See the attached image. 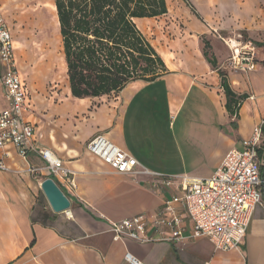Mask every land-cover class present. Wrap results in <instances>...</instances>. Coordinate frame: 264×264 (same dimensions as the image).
Wrapping results in <instances>:
<instances>
[{
  "label": "crops",
  "instance_id": "crops-1",
  "mask_svg": "<svg viewBox=\"0 0 264 264\" xmlns=\"http://www.w3.org/2000/svg\"><path fill=\"white\" fill-rule=\"evenodd\" d=\"M194 57L187 63L162 58L167 74L133 82L118 96L77 100L69 84V97L56 114L36 113L29 93L25 118L34 124L39 145L76 173L77 187L71 192L61 185L71 207L54 212L41 187L45 172L29 173L32 166H44L40 154L24 160L8 147L11 171L0 172V264H131L127 255L142 264H264V204L256 208L239 250L218 251L205 238L142 244L116 240L111 231L114 222L161 210L177 193L155 178L115 173L88 152L95 136L104 135L135 157L139 170L209 179L264 120V51L249 72L219 59L214 68L202 49ZM221 71L232 92L246 97L237 116L227 110ZM3 72L0 65V112L9 106ZM259 158L264 179V145Z\"/></svg>",
  "mask_w": 264,
  "mask_h": 264
},
{
  "label": "built area",
  "instance_id": "built-area-1",
  "mask_svg": "<svg viewBox=\"0 0 264 264\" xmlns=\"http://www.w3.org/2000/svg\"><path fill=\"white\" fill-rule=\"evenodd\" d=\"M244 51L237 50L231 58L234 69L253 71L256 66L254 48L248 53ZM0 65L4 70L1 84L9 103L0 112V172L11 171L5 163L10 155L8 147L17 150L24 160L37 152L44 166H32L29 173L39 177L45 172L44 180L51 178L61 190V185H64L68 191H75L76 173L66 167L51 149L39 145L34 124L25 118L31 112L29 89L18 67L15 40L2 7ZM241 143L242 148L231 150L212 177L192 179L185 175L175 177L154 173L145 167L139 170L141 164L135 157L111 143L104 135L95 136L86 145L88 152L115 173L155 178L157 185H165L177 193L155 213L114 222L111 225L114 239L126 237L142 244L166 241L179 245L205 238L218 251L239 250L256 208L264 204V179L259 158L264 145V120L256 124L251 136ZM126 259L131 264H142L130 255Z\"/></svg>",
  "mask_w": 264,
  "mask_h": 264
},
{
  "label": "rangeland",
  "instance_id": "rangeland-1",
  "mask_svg": "<svg viewBox=\"0 0 264 264\" xmlns=\"http://www.w3.org/2000/svg\"><path fill=\"white\" fill-rule=\"evenodd\" d=\"M166 1L167 15L137 24L164 60L192 61L206 43L210 55L233 68L237 50L254 48V60L262 57L264 0ZM0 7L36 113L56 114L69 97V84L54 0H0Z\"/></svg>",
  "mask_w": 264,
  "mask_h": 264
},
{
  "label": "trees",
  "instance_id": "trees-1",
  "mask_svg": "<svg viewBox=\"0 0 264 264\" xmlns=\"http://www.w3.org/2000/svg\"><path fill=\"white\" fill-rule=\"evenodd\" d=\"M54 5L73 98L118 96L133 82H154L168 73L164 60L136 22L167 15L168 1L54 0ZM259 46L264 48V44ZM205 48L204 57L217 68L208 43ZM220 76L227 110L237 116L246 97H237L224 72Z\"/></svg>",
  "mask_w": 264,
  "mask_h": 264
},
{
  "label": "water",
  "instance_id": "water-1",
  "mask_svg": "<svg viewBox=\"0 0 264 264\" xmlns=\"http://www.w3.org/2000/svg\"><path fill=\"white\" fill-rule=\"evenodd\" d=\"M42 190L56 213H65L71 207V201L68 196L58 187L51 178L46 179L41 184Z\"/></svg>",
  "mask_w": 264,
  "mask_h": 264
}]
</instances>
